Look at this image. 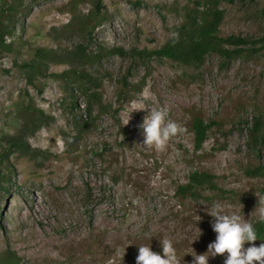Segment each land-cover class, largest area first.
<instances>
[{
	"label": "rangeland",
	"instance_id": "rangeland-1",
	"mask_svg": "<svg viewBox=\"0 0 264 264\" xmlns=\"http://www.w3.org/2000/svg\"><path fill=\"white\" fill-rule=\"evenodd\" d=\"M96 1L27 0L7 38L0 145L20 136L29 152L9 155L11 171L0 185V261L10 252L21 264H136L139 245L161 253L167 238L181 264H192L216 238L207 213L213 202L253 224L262 220L264 177L252 171L264 165V142L257 152L250 130L260 120L264 133V56L256 46L227 62L211 54L201 67L143 59L137 53L160 49L198 0H102L104 20L88 38L76 21ZM263 8L264 0L223 3L221 35L257 41ZM79 46L92 58L83 67L101 85L103 111L94 106L89 114L88 97L71 77L28 83L24 64L38 48L63 54ZM69 69L51 63L48 73ZM29 101L44 111L43 122L25 125L17 110ZM154 108L166 109L183 129L162 151L143 146L140 125ZM197 117L210 124L200 150ZM194 171L213 174L217 190L179 196ZM209 264H224V257Z\"/></svg>",
	"mask_w": 264,
	"mask_h": 264
},
{
	"label": "trees",
	"instance_id": "trees-1",
	"mask_svg": "<svg viewBox=\"0 0 264 264\" xmlns=\"http://www.w3.org/2000/svg\"><path fill=\"white\" fill-rule=\"evenodd\" d=\"M255 1L257 0H198L193 7L185 8L183 21L175 28L174 36L160 49L143 50L137 54L143 59L154 57L170 59L188 67H201L207 56L211 54H217L224 62H227L241 56L247 50L256 51V46L264 56V35L257 41H251L249 38L236 35L224 37L220 32L225 16L221 9L223 3L234 4ZM26 7L27 0H0V58L12 50L11 44L7 43V38L14 36L19 16L25 12ZM101 10L102 0H97L94 10L76 21L81 32L88 38L92 37L94 31L104 20ZM262 16L264 18V8ZM89 60L92 58H89L86 50L81 46L63 54L38 48L33 60L25 63L24 68L31 73L28 83L33 86H35V80L41 77L58 79L66 76L73 78L79 89L88 97V111L91 114L92 107L98 106L100 111H103L105 107L103 106L102 95L97 91L101 85L83 67ZM51 63H66L71 66V69L60 74H49L48 69ZM42 87L44 89V86ZM43 89L40 88L41 91ZM17 112L24 115L25 120L27 119L28 122L25 125L31 121L43 122L46 117L44 111L35 107L32 101L19 107ZM209 129L210 124L203 119L200 117L194 119L193 131L197 150L203 148ZM262 130L260 120H256L250 130V143L257 152L264 142ZM6 141V147L0 145V185L7 181L11 171L8 164L9 155L16 151L29 152L28 143L20 136L7 137ZM252 175L264 177V165L252 171ZM215 179V176L209 172L194 171L190 174L187 183L178 186L177 194L182 198L188 196L195 199L200 198L207 191L214 192L217 190ZM254 225L258 233L264 235V220ZM0 264H21V258L15 253L7 252Z\"/></svg>",
	"mask_w": 264,
	"mask_h": 264
},
{
	"label": "clouds",
	"instance_id": "clouds-1",
	"mask_svg": "<svg viewBox=\"0 0 264 264\" xmlns=\"http://www.w3.org/2000/svg\"><path fill=\"white\" fill-rule=\"evenodd\" d=\"M140 127L144 137L143 146L157 151L164 150L170 140L183 131L175 121L168 118V111L163 108L150 109ZM258 206L261 219L264 220V201L259 200ZM226 207L213 202L207 209L208 215L213 218L211 227L216 238L208 245L207 252H195L192 255V264H209V260L217 256L224 257V264H264V243H255L257 240L264 241V235L258 233L250 219L245 220L241 214L227 211ZM257 210L258 207L255 212ZM160 243L161 253L154 252L151 244L139 245L136 264H181L173 242L165 238Z\"/></svg>",
	"mask_w": 264,
	"mask_h": 264
}]
</instances>
